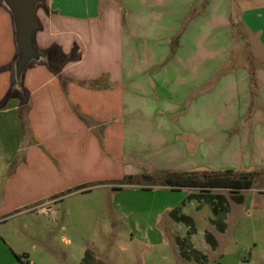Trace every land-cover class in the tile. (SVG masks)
<instances>
[{"label":"crops","instance_id":"0c3cea01","mask_svg":"<svg viewBox=\"0 0 264 264\" xmlns=\"http://www.w3.org/2000/svg\"><path fill=\"white\" fill-rule=\"evenodd\" d=\"M35 17L39 57L17 76L0 0V207L24 206L25 174L110 164L264 182V0H41Z\"/></svg>","mask_w":264,"mask_h":264},{"label":"rangeland","instance_id":"374dc122","mask_svg":"<svg viewBox=\"0 0 264 264\" xmlns=\"http://www.w3.org/2000/svg\"><path fill=\"white\" fill-rule=\"evenodd\" d=\"M121 169L25 174L24 206L8 198L0 207V264H264L262 179L235 193Z\"/></svg>","mask_w":264,"mask_h":264},{"label":"trees","instance_id":"16d2710c","mask_svg":"<svg viewBox=\"0 0 264 264\" xmlns=\"http://www.w3.org/2000/svg\"><path fill=\"white\" fill-rule=\"evenodd\" d=\"M163 183L171 188L190 187L208 190L223 188L230 192H240L252 188L255 173L235 172L226 170L222 172H159ZM143 177L148 178L144 175ZM133 178V177H128Z\"/></svg>","mask_w":264,"mask_h":264},{"label":"water","instance_id":"95a60500","mask_svg":"<svg viewBox=\"0 0 264 264\" xmlns=\"http://www.w3.org/2000/svg\"><path fill=\"white\" fill-rule=\"evenodd\" d=\"M41 0H4L10 9L15 29V41L19 50L16 73L20 76L23 68L32 60L38 59L33 36L37 26L35 9Z\"/></svg>","mask_w":264,"mask_h":264}]
</instances>
